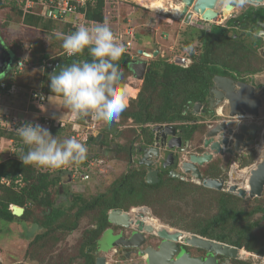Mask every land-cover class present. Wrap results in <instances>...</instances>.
Returning <instances> with one entry per match:
<instances>
[{
    "label": "rangeland",
    "instance_id": "1",
    "mask_svg": "<svg viewBox=\"0 0 264 264\" xmlns=\"http://www.w3.org/2000/svg\"><path fill=\"white\" fill-rule=\"evenodd\" d=\"M130 3L135 4V8H132L128 11L127 3L121 0H109L107 1L109 9V13H107V23L113 29L118 27L124 28L127 24H130L132 28L135 29V41L134 47L138 48L140 46L145 51H149V53H153L152 47L157 48L159 40L162 44V50L155 57L161 60L166 59L171 54H190L192 50L197 51V54L201 52L199 42L196 38L201 28L209 30L211 26L215 25L214 21L209 22H197V25L193 23H186L184 21H180L171 17H167L161 13H164L159 10H151L145 8L144 6L137 4L131 0ZM110 3V4H109ZM221 1H219V4ZM114 4V6H113ZM220 5L217 6V9ZM232 10V6L224 9V14H227ZM108 12V11H107ZM230 14H234V11H231ZM167 18H170L171 21H168ZM17 14L8 8L0 9V28L2 30V36H7L11 41H15L20 46L19 49L16 50V54H12L11 51V66L14 62V57L16 55L20 56L23 61V68L20 71L21 79L19 84H22L25 88H43L46 80L45 71L42 70L39 63L34 61V56L38 57L39 52H33L34 55L30 56L33 51V48L26 49L27 44L30 43L33 45V42L39 43L44 51H47L51 56H55L60 51L56 52L58 49L54 42L58 39H52L50 34L42 33L38 31V29H28L20 24ZM169 19V20H170ZM193 24V25H192ZM126 25V26H127ZM239 32V37L241 40H244V46H246V50H242L244 53V59L242 60L236 59L233 67L238 68L240 73L250 72V69L247 68H258L257 75L259 78L261 75H264V40H261L262 46L259 48H255V46L251 45L252 38L254 35L250 37H245L246 33L242 31ZM192 33V34H191ZM191 34V44L188 43L189 37ZM242 34V35H241ZM59 41V40H58ZM143 41V42H142ZM158 41V42H159ZM152 46V47H147ZM48 43H51L50 48ZM144 43V45H143ZM230 45L218 44L214 46V53L216 57L223 58L229 52L238 51L240 54V46L238 42L236 44L229 43ZM160 46V45H159ZM40 47V46H39ZM46 49V50H45ZM158 49V48H157ZM152 50V51H151ZM141 51V58L137 60H144L147 56L144 55L143 50ZM151 51V52H150ZM229 51V52H228ZM147 53V52H146ZM196 54V55H197ZM231 54V53H230ZM36 57V58H37ZM254 57L251 61V58ZM230 57L229 59L231 60ZM132 61V60H131ZM130 61V62H131ZM240 65H239V62ZM245 63L247 65H245ZM9 67V68H10ZM4 75V74H3ZM2 75V76H3ZM127 86H126V85ZM125 85V86H124ZM123 87L127 90L128 98L132 99L137 96V91L140 90L141 81L133 78L131 75L127 77L126 82ZM18 93L4 96L7 98L9 96H15ZM3 98L2 106H4L0 111L5 110V99ZM47 102V101H46ZM46 104V103H45ZM193 104L186 106V111L191 113V108ZM32 108V107H31ZM12 118L9 120L4 119L5 125L0 124V130H3V127L6 130L9 128H17L19 121H24L25 119L19 117L18 115H14L9 113ZM223 116V115H222ZM197 117V115H196ZM264 118V115L262 116ZM50 119V117H48ZM47 118V119H48ZM195 118V117H194ZM250 118V117H249ZM0 117V122H1ZM31 119L37 120L36 123L40 121L36 117H32ZM56 119L59 117L51 118L53 122H58ZM197 119V118H195ZM261 119H255V121L259 122ZM75 122L73 120L72 115L68 117L64 122L65 125L69 126L70 121ZM60 121V120H59ZM64 121V120H63ZM86 122V120H83ZM83 121L80 124H84ZM31 122V121H30ZM264 122V120H263ZM129 120L126 122L119 123H111L108 124V131H112L113 129L118 130L117 128L121 125H125L126 127L120 131V139L110 138L107 135V140L109 145L106 144L101 146L97 142H92L87 145L88 154H90L93 158H100L102 163H97L94 161V165L91 169H88L90 178L85 182H78V177H72L71 173H69L70 164L65 165L58 169H53L54 172L56 170H61L62 178L61 184L63 185V190H66L67 193L74 194L77 190L84 191L83 196H96L97 194L106 193L107 188H111L114 182L121 177L127 170L131 168V170H138L137 167L132 165V163L128 164V140L130 139V133L128 129ZM106 122L103 120H98V128L97 131H94V135L102 132L101 129L105 128ZM156 124L151 123V126ZM43 127L49 129V125H42ZM151 126L150 129H151ZM81 129V127H79ZM68 129L60 130L58 133L52 134L54 137L56 136L58 141H63L66 138H69ZM205 130L204 124L197 130V137L195 138V142H201L202 135ZM4 132H7L4 130ZM93 135V136H94ZM106 135V134H104ZM132 137V136H131ZM124 139L122 143L124 147L118 148L115 147V144L119 143V141ZM111 142V143H110ZM258 145L260 142L257 143ZM12 145H9V142L0 136V149L2 153H0V159H4L7 157L9 148ZM251 150L250 157L244 163H242L241 167H236V175H239L237 179H235V183H239L242 185L245 183V176L249 174L247 170L251 165L255 163L256 157L259 155L257 150L252 151V147L249 148ZM246 152L245 150H242ZM243 152L235 154L234 157H221L217 160L213 161L208 167L204 169L205 174H209L208 171L211 166H213L215 173H221L220 167L230 166L234 161H238V156H242ZM240 169V170H239ZM243 169V170H242ZM248 171V172H247ZM220 177V176H219ZM224 180L223 190H216L212 188L202 187L201 184H187L180 183L176 180H172L171 186L174 187V190H170L167 187H161L158 191L164 196V199H159L162 201H156L154 203V207L150 211L153 213L152 215L157 217L160 222H154L161 225L168 226L174 229H180L188 233L192 232L193 229H196L199 224L205 223L211 218H213L220 210L222 204L227 208H231L233 210H250L255 206H261L264 208V189L262 191L261 196L259 197H244L240 198L235 194H230V196H225L226 187L228 186L229 178H227V174H222L221 177ZM69 179H72L71 181ZM232 181V180H231ZM113 182V183H112ZM112 183V184H111ZM202 187V188H201ZM160 194V195H161ZM65 195L64 191L60 195H56L52 189L50 198L53 200L54 208H58L64 211L65 216H60L56 221L48 226H44L41 222L43 221V212L44 209L36 205L31 209L30 213H32L31 217L25 220L24 224L14 222L8 223L0 219V264H79V260H77V255L74 251L75 249V241L80 232V229L84 228L87 224V217H83L79 226L75 230L69 231L68 229L63 230V228L59 227V224L65 222L70 219V213H73L75 207L70 209L68 207V203L65 201H60L61 198ZM169 196V197H168ZM159 198V196H158ZM224 201V203H223ZM139 205V204H138ZM145 206V205H141ZM147 207V206H146ZM47 210V209H46ZM49 212V211H48ZM33 219V222L31 221ZM151 221V220H150ZM153 222V221H151ZM70 222H67V224ZM163 223V224H162ZM244 226H251L248 234L252 236V240L250 242L251 246L254 249L261 248L264 250V213L258 212L253 216L247 219H239L233 220L231 218H224L223 222H220L218 225L214 226V230L217 232H223L229 234L232 238H236L239 234V231L242 230ZM46 232V235L43 234ZM42 234L36 239L35 236ZM186 234V233H185ZM190 236L189 234H186ZM248 252L250 255H238L237 259H234L232 262L229 261L225 264H264V252L262 254H258L255 251H247L244 247L240 248ZM252 254V255H251Z\"/></svg>",
    "mask_w": 264,
    "mask_h": 264
},
{
    "label": "trees",
    "instance_id": "2",
    "mask_svg": "<svg viewBox=\"0 0 264 264\" xmlns=\"http://www.w3.org/2000/svg\"><path fill=\"white\" fill-rule=\"evenodd\" d=\"M106 1L109 0H96L95 5L88 9L87 17L94 20L95 23H103L107 21ZM126 6L128 7V11H130L132 8H135V4H132L130 2L127 3ZM4 8H8L9 11L13 10L18 16L17 20H19L20 24L25 28L31 30L38 29V31L42 33L50 34L52 39H56L54 35L56 31H61L65 34H70L74 31V28L67 26V24H63L58 21L43 19L34 14L23 13L22 11L17 9L13 2H10L8 0H0V9ZM238 24L239 23L237 18L233 17L228 18L224 24H215L214 26H211L209 30L200 27V30H198L199 33L196 38L199 42L201 52L193 56L192 63L186 68L168 64L165 60H161L159 58L150 60L148 63L149 71L144 75V79L140 85V90L139 92L137 91V96H134L135 98L129 99L127 108L120 114L119 118L116 119L117 121H114L113 123L120 124L122 122L123 124V122L131 119L133 124L140 126L149 123L171 124L176 126L178 129H183L187 133V135H190L195 129H197V126H195L193 122L194 115L189 112L187 113L186 106L195 102H202L203 100H205V96L212 84V77L214 75L230 74L231 76L232 73H237L236 71L241 72V70L232 66V64L237 62L235 61L236 59H241L244 56L242 50H246V46H244L245 44L243 42L244 40H241L242 38L239 37V30H237ZM110 28L113 29L112 27ZM117 29H121V27H118ZM191 34L190 36L188 35L189 44H191L192 41ZM245 37L250 36L245 35ZM0 41L3 46L8 48L14 55L16 54V50L20 48L18 43H16L15 41H11L7 36H2L1 28ZM236 42H238L239 45H242L239 47L241 52L240 54L238 53V51H228L229 53H227L225 57L223 56V58L221 59L216 57L214 53V46L218 44H225L229 46V43L236 44ZM61 43L62 41L60 40L54 42L55 46L58 48L56 49V52L62 49ZM261 43L262 42L260 39L252 38L251 45L255 46V48H259L262 45ZM50 44L51 43H48L47 46L52 48ZM41 45L37 42H33V51L29 56L30 58L34 55L35 52H39V56H36L37 58L34 56V61H36L37 63H40L43 58L51 55L47 51H44V48ZM230 57L233 58H231L230 60ZM20 59L21 57L16 55L14 57L12 67L7 72H5L3 76L0 77V81L5 82L7 87L12 83L22 86V84H19L22 76L20 72H16L15 70L16 63ZM85 59H90V57L88 56L87 48L83 53L77 54L75 56L63 55L62 59H59V64L55 69L51 71L45 70L44 74H46V80L43 84V91L47 95H54L49 88L50 74H53L54 72L58 73L62 67L71 64L73 61ZM253 59L255 58L252 57L251 61ZM242 60L248 59L242 58L240 61ZM248 61H250V59ZM129 62L130 58L125 53H123L120 60L116 62L118 64L119 71L122 73V87L126 82L127 77L132 74V71L128 67ZM240 63L241 62H239V65ZM247 64L245 63V65ZM247 69H250L249 71L252 73L258 71V68ZM24 89L27 88L24 87ZM28 91H26L25 94L28 95ZM28 99L31 102H37L35 100H32L29 95ZM38 104L42 105L43 103ZM38 119L39 121H45L44 117H39ZM47 121L49 122V131L51 132V134L58 133L59 129L61 131H64L67 128H69V138H71V135L75 133V131H73L70 126H67L60 121L56 123H54L53 121L52 123H50L49 119H47ZM23 122L25 123L29 121L24 120ZM19 123L20 125H18V127L22 125V121H19ZM108 127L109 125L106 122L105 128H102V132H99L102 137L97 143H99L100 145L104 146L108 142ZM119 127L123 129L126 126L121 125ZM1 128L3 129L0 130L1 138L6 140L13 139L15 145V153L12 157L0 159V178L4 177L5 179L9 180L8 185L0 183V219L8 223L18 222L24 224L25 220L31 217L32 213H30V211L36 204L41 206L44 211H46L43 212V221L41 223L43 225L45 224L44 226H47V224H50L51 222L53 223L62 214L65 213L58 208H54L53 200L50 198L52 189L57 196L61 194V170L59 169L54 172V170H51V168L49 167L23 164L22 160L19 157H22L25 154V152L27 151V146L23 144L22 140L16 134V128H9V130L4 129L3 127ZM131 128L133 127L129 124L128 129L129 131H131V133L130 139L128 140V151L134 143L133 134L135 130ZM4 130L7 132H4ZM145 130L146 129H143V131ZM97 135L98 134L92 136V142H95ZM90 143L91 142H89L88 139L87 145H89ZM115 147L121 148L124 146L122 143H117L115 144ZM80 164H82V169L84 171H87L85 167V161ZM73 165L74 164L70 163V167L68 170L69 173H71ZM236 173L237 172L235 171V169L232 170V181L229 182L228 185H233L237 189L245 188L246 190H248V185L246 182L248 174L245 176V183L240 185L239 183H235L234 181L235 179H237V177H239V175H236ZM171 182L167 188H170V190H174V187L171 186ZM161 185L162 183L148 184L143 179V171L131 170L127 172V174H122L121 177L117 179L111 186L109 190L112 197L111 200L105 201L103 199V201L96 200L93 202H85L80 205L81 207L79 208V210H77V214L79 215L80 212L90 209V206L95 204L101 206L104 209V212L112 207H119L128 210L133 206L145 205L143 206L145 208V211L143 212L142 218L151 220L153 222H160V220L157 218L158 216H153V213H151L152 211H150L151 209L149 208H152V205L154 207V203L156 201H162L159 199H164V196L158 191L161 188ZM72 195V197H78V195L76 194ZM224 195L230 196V193L226 192ZM99 197L104 196L100 195ZM12 204L24 208L23 213L20 216H15L14 214H12V211L10 209V205ZM75 205L77 206L78 204L74 202L73 206ZM258 212L264 213V208L257 205L250 210L242 209L237 211L231 208H227L222 204L219 212L213 218H211V220L199 224L196 229L192 230V232L202 237L225 242L238 248L244 247L247 251H255L258 254H262L264 252L263 249H254L250 244L252 236H250L248 232L250 231L251 226H244L242 230L239 231V234L236 238H232L227 233L217 232L213 228L220 222H223L224 218H231L233 220L247 219ZM31 221L33 222V219ZM43 234L46 235V232H44ZM40 236H42V234L35 237L38 240Z\"/></svg>",
    "mask_w": 264,
    "mask_h": 264
},
{
    "label": "water",
    "instance_id": "3",
    "mask_svg": "<svg viewBox=\"0 0 264 264\" xmlns=\"http://www.w3.org/2000/svg\"><path fill=\"white\" fill-rule=\"evenodd\" d=\"M180 16L175 18L180 21H186L190 23L193 16L188 12L189 7L197 13L203 21H212L217 12L214 10V6L217 0H181ZM233 6L229 0L225 4V8ZM250 6L264 7V0H252ZM264 14V13H263ZM264 16V15H263ZM259 15L256 17L255 26L264 25ZM264 48V47H263ZM151 55L154 57L157 55L155 50L153 53H146L144 55ZM148 57V56H147ZM11 53L3 46L0 41V77L7 72L11 67ZM10 67V68H9ZM129 69L132 71V76L141 82L144 79V75L149 71L148 63L145 60H135L128 63ZM255 77L250 78V82L243 83L238 82L235 79L225 77L222 75H214L212 77V84L206 94L208 101V115L211 118L207 119L204 123L205 130L202 135L201 142H195L197 137V129H195L190 135L183 130L178 129L171 124H156L151 126L149 134L145 139L141 140L136 147L133 144L135 152H139L140 155L135 156L138 159V164L144 165L146 170L145 182L148 184H155L159 180V169L169 170V176L175 177L178 174L174 168H178L183 174L190 175L197 184H201L203 187L212 188L216 190L223 189L224 180L221 178H213L210 176H203L200 167L210 165L213 161L221 157H234L235 154L247 151L252 147L255 139L254 131L261 129V126H252L249 124L236 125L233 119L238 116L244 115H258V107L260 106V98L253 95V87L257 86V82L254 81ZM245 92L244 94L242 92ZM246 98L244 101L242 98ZM227 101V114L226 119L222 120L218 113L221 103ZM219 108V109H218ZM204 111L201 102H196L192 105L191 113L200 114ZM90 116L85 118L86 122L89 121ZM92 140V138H90ZM264 140V138L262 139ZM193 142V144L191 143ZM241 141H248V144ZM258 151V150H257ZM134 152V151H133ZM259 152V151H258ZM246 152L241 154L245 155ZM180 154V156H179ZM249 172L246 180L248 190L245 188H236L233 185H228L226 191L230 194H235L241 198L259 197L264 189V152L261 158L258 160L256 157L255 163ZM23 213V208L17 205H12V214L20 216ZM130 216L122 212L120 209H112L107 214L108 222L116 225L127 226ZM138 231L144 227L145 230L151 231V226H143V220L137 219ZM189 234V233H188ZM156 235L163 240L156 252L155 257L157 260L172 259L174 251L172 247L175 245V241L183 235L179 230H166L164 228L157 230ZM186 241L196 247L210 251L212 254H221L227 258H235L238 253V248L233 245H229L224 242L216 241L210 238L202 237L198 234H189ZM103 249H110L114 246H121L127 248H137L140 243L134 242L133 236L129 238H123L121 236L108 233L105 240L100 243ZM146 254L147 264H154L153 259L149 251L140 252V254ZM104 258L99 256L94 264H105ZM180 261H177V264ZM169 264H173L170 262ZM179 264H217L213 257H209L202 261L200 258L191 259L188 262Z\"/></svg>",
    "mask_w": 264,
    "mask_h": 264
},
{
    "label": "flooded vegetation",
    "instance_id": "4",
    "mask_svg": "<svg viewBox=\"0 0 264 264\" xmlns=\"http://www.w3.org/2000/svg\"><path fill=\"white\" fill-rule=\"evenodd\" d=\"M237 15L234 17L237 18L238 20V28L240 32L242 31L243 33H246V35H254L255 31H257V26H255V20L257 16L262 17V21L264 22V7L263 6H247L245 8H239L235 7ZM184 22H186L184 20ZM187 23V22H186ZM190 23L196 24V22L192 21ZM264 24V23H263ZM258 25V24H257ZM254 37V36H253ZM260 39V38H256ZM264 40V39H260ZM264 47V46H263ZM216 75H221V74H216ZM225 77H229L232 79H235L237 82L242 81L243 83H249L250 78L255 77L254 81L257 82V86L253 87V95L257 96L260 98V106L258 107V115L257 116H252V115H244V116H238L233 119V122L236 125H241L243 123L249 124L252 126H261V129L258 131H254L253 133L255 134V141L252 145V151L257 150L258 148V142H260L259 145H261V141L264 138V118L262 117L264 115V75H261L259 78V75L257 73H252V72H247V73H232V75H222ZM209 90V89H208ZM208 93V92H207ZM243 94L245 93L244 91L242 92ZM245 95V94H244ZM242 98V97H241ZM244 101H246V98H242ZM196 103V102H195ZM204 111L200 114H197L199 116L197 119H194V124L197 126V130L205 123L207 122L206 120L211 118L210 115H208V101L207 97L205 96V100L202 102ZM194 104V103H193ZM192 106V105H191ZM221 113H218L220 117H222V120H227L226 114H227V101H224L221 103ZM188 113V112H187ZM192 114V113H191ZM195 115V114H192ZM223 115V116H222ZM196 116V115H195ZM261 119L259 122L255 121V119L260 118ZM250 117V118H249ZM149 133H147L148 135ZM142 136V139L143 140ZM138 136L134 138V142L137 140ZM145 139V138H144ZM242 143L248 144V141H241ZM139 143V142H138ZM138 143H133L136 144V147H138ZM141 143V141H140ZM257 144V145H256ZM103 146V145H101ZM135 146V145H134ZM132 145L130 152L128 153V164L132 163L135 167L138 168V170L143 171V179L145 181V175H146V170L144 165L138 164V158H135V156L140 155L139 152H135V149ZM134 151V152H133ZM251 150L248 149L245 153L244 156H238V161H234L230 166H225V167H220V172L221 173H215L213 166L210 167L208 170L210 173L205 174V171L202 170L201 173L203 176H210L213 178H221L222 174H227V178H229V181L232 180L231 177V172L232 170H236V167L240 168L242 163H244L247 159L250 157ZM180 156V154H179ZM94 161L97 163H102L100 158H93L90 154L87 152V159L85 160L86 162V169L87 171L85 172L88 176L87 179L82 180L78 178V182H85L88 181L90 178L89 175V170L91 167L94 165ZM207 167V166H206ZM205 167V168H206ZM254 167V165H251L248 168V171ZM204 168V169H205ZM175 172L178 174L175 177L169 176V170L170 168L167 169H159V180L156 183H162L161 187H168L171 179L176 180L177 182L180 183H187V184H192L196 183V181L188 174H183L181 171L178 170V168H174ZM240 170V169H239ZM131 171V168L127 170L124 174H127V172ZM249 175V174H248ZM247 175V178H248ZM220 176V177H219ZM222 179V178H221ZM70 181L72 179H69ZM113 183V182H112ZM111 183V184H112ZM155 183V184H156ZM62 185V184H61ZM199 185V184H198ZM63 185L62 188H60V193L61 190L62 192L64 191L65 195L61 198L60 201H65L68 203V207L70 209H73L75 207V210L73 213H70V219L66 220L65 222H62L59 224L60 228H63V230L68 229L69 231L75 230L79 226L80 220L84 217H87V224L84 228L80 229V232L77 236V239L75 241V253L77 255V260H79V264H94L96 259L99 256H102L104 258V263L105 264H147L146 261V254H140V252L144 251H149V253L152 256L153 263L154 264H169L172 262L173 264H177V261L179 260V263L183 262H188V260L191 259H198L200 258L202 261H204L207 258L213 257L215 262L217 264H225L229 261L232 262L234 259H237L239 255V250L237 253V256L235 258H227L224 257L221 254H212L210 251L204 250L202 248L196 247L195 245H192L186 241L188 232H185L180 229L179 230L181 233H184L182 236H180L176 241L175 245L172 247V250L174 251V255L172 259H169L168 261L166 260H157L155 257L156 252L159 250L160 245L162 244L163 240L159 238L156 235V229L155 227L152 226L149 223H143V226L146 224L151 226V231H147L142 227L138 231V223H136L137 219H142L143 212L145 211V208L143 206H133L132 208L126 210L123 208H117V207H112L108 209L106 212H104V209L101 206H98L97 204L91 205L90 209L86 211L80 212V214H77V210L81 207L80 205L85 203V202H93V201H98L103 199L105 201L111 200L112 197L110 195V188H107L106 193L104 194H97L96 196H83L84 191L77 190L74 194L78 195V197H72L73 195L70 193H67L66 190H63ZM223 190V189H221ZM226 191V190H225ZM227 192V191H226ZM228 193V192H227ZM100 195H103L104 197H99ZM80 196V197H79ZM239 197V196H238ZM241 198V197H239ZM76 202L78 204L77 206H73V203ZM103 205V204H101ZM72 206V207H71ZM112 209H120L122 212L127 213L130 218L128 219L129 223L127 226H121V225H116L108 222L107 220V214L110 210ZM51 211V209H50ZM62 211V210H61ZM238 211V210H237ZM76 212V214H75ZM105 213V215H104ZM65 216V214H62ZM61 215V216H62ZM105 216V217H104ZM143 220V219H142ZM67 222H70L67 224ZM163 224V223H162ZM134 225V226H133ZM165 225V224H164ZM48 226V225H47ZM108 233H112L113 235L121 236L123 238H129L130 236H133L134 242H139L140 245L137 248H127V247H121V246H114L111 247L110 249H103L101 247L100 243L105 240V237ZM189 234H194V233H189ZM214 240V239H213ZM217 241V240H216ZM221 242V241H220ZM225 243V242H224ZM230 245V244H229ZM238 248V247H237ZM240 249V248H238ZM178 263V264H179Z\"/></svg>",
    "mask_w": 264,
    "mask_h": 264
},
{
    "label": "clouds",
    "instance_id": "5",
    "mask_svg": "<svg viewBox=\"0 0 264 264\" xmlns=\"http://www.w3.org/2000/svg\"><path fill=\"white\" fill-rule=\"evenodd\" d=\"M251 4L252 0H233V5L242 9ZM54 35L62 41L61 47L67 56L83 53L87 48L90 59L73 61L58 73L50 74L51 92L62 99L63 107L71 112L73 119L94 114L97 120L113 123L127 108L129 98L127 90L121 86L122 73L116 63L124 48L117 42L112 29L105 21L93 26L80 25L70 34L56 31ZM254 38L264 39V25H257ZM15 131L27 146L25 154L19 157L23 164L58 169L87 159L88 149L83 143L75 138L58 141L39 123L25 122Z\"/></svg>",
    "mask_w": 264,
    "mask_h": 264
},
{
    "label": "built area",
    "instance_id": "6",
    "mask_svg": "<svg viewBox=\"0 0 264 264\" xmlns=\"http://www.w3.org/2000/svg\"><path fill=\"white\" fill-rule=\"evenodd\" d=\"M8 1L13 2L17 7V9L22 11L23 13H30L39 16L43 19L58 21L60 23L67 24V26L74 28V31L80 25L93 26L96 24L94 20L89 19L87 17L88 9L95 5L96 0H8ZM175 1L180 3V5H182L181 0H175ZM219 1H221L220 4ZM227 1L228 0H217L214 6V10L217 12V16L214 18L216 19L214 22L215 24H224L225 21L233 15L230 14L231 11L235 10L233 5V0H229V2L233 5L232 10L227 14H224L225 4ZM125 2L127 1L125 0ZM106 5L108 7L107 1H106ZM218 5H220V7L217 9ZM107 7H106V14L109 13L110 11L109 9L107 10ZM188 12L192 14L193 16L192 21L196 22V24L197 22H206L203 21L201 17L192 10V7H189ZM161 14L167 17L172 16V15L170 16L168 13L165 12ZM169 19L170 18H167L168 21H171V19L170 20ZM214 19L212 21H214ZM126 25L124 26V28L121 29L116 28V29H112V31L117 37V42L123 46L124 53L129 56L130 60H136L141 58V51H139L138 48L134 47V41L136 40L135 29L132 28L130 24H128L127 26ZM32 47L33 45L30 43L29 45L27 44L26 49H30ZM196 54L197 51L195 50H192L190 54L187 53L182 55L175 53L168 56L165 59V61L168 64L186 68L192 63L193 56H195ZM63 55L66 54L64 50H61V52H59L55 56L50 55L46 58H43L39 63V65L43 71L45 70L51 71L58 66L59 59H62ZM23 64L24 63L22 59L17 61L15 66L16 72H20L22 70ZM19 89H20L19 86L14 83L10 84L7 87L5 82L0 81V105H2V100L4 96L14 94L15 92L19 91ZM28 95L32 100H35L38 103H45L47 99V94L40 87L29 89ZM41 96H43V99L40 98ZM9 113H10L9 109L0 111V117L2 118L0 122L1 125H5V123H3L4 119L6 120L11 119L12 121V118L10 117ZM23 123L24 122L22 121V124ZM32 123H36V122H32ZM39 124L49 125V122L45 117V121H40ZM17 125H20V123L18 122ZM79 127H81V129ZM97 128H98V120L95 118L94 114L90 115L89 121L84 122V124L78 125V127L76 128L72 127L75 133L71 135V138H75L81 143H83L85 146H87V140L89 139V137L93 136V132L97 131ZM7 141L9 142V145H12L9 148V152L7 155V157L9 158L12 157L15 153V145L13 139H8ZM0 153H2L1 149H0ZM85 172L86 171L82 169V164H74L72 166L71 176L72 177L77 176L78 178L85 180L88 178ZM0 183L8 185L9 180L5 179L4 177H1ZM12 205H10L11 211H12Z\"/></svg>",
    "mask_w": 264,
    "mask_h": 264
},
{
    "label": "crops",
    "instance_id": "7",
    "mask_svg": "<svg viewBox=\"0 0 264 264\" xmlns=\"http://www.w3.org/2000/svg\"><path fill=\"white\" fill-rule=\"evenodd\" d=\"M237 12L238 11L235 9L234 10V14L231 17H234L235 15H237ZM194 25H197V24H194ZM158 41L156 39V43H158L160 45V46L158 45V47H157L158 49L152 47L151 45L148 46L149 44H151L149 42L147 44V47H152V50L153 51L156 50L157 51V54H159L162 51L160 49V47L162 48V44H160L161 42L160 41L158 42ZM143 45H144V43H143ZM138 47H139V50L145 51L140 46H138ZM145 52L149 53V51H145ZM145 59L148 60V63H149L150 60H152V59L154 60V59H158V58L154 57V58H151V59L150 58H145ZM18 86H19L20 89H19V91H17L18 92L17 95H15V96H9L7 98H4L5 99L4 101H5V104H6L5 105V110L9 109L12 114L18 115L19 117H21V118H23V119H25L26 121H29V122L30 121H32V122L37 121V120L31 119L32 117H36L37 119L39 117H44V118L45 117L46 118L50 117V119L48 118L50 120V123H52L51 118H56V117H59V119H56V121L57 120L58 121L60 120V122L64 123V122H66L65 120L72 115L71 112L68 111V109H66V108L63 107L62 99L60 97L55 96V95H47V99H46L47 102H45L46 104L43 103L41 105V104H38L37 102H31L28 99V95L25 94V92L28 91L31 88L24 89L23 86H21V85H18ZM137 94H138V92H137ZM2 103H4V102L2 101ZM3 107L4 106L0 105V109H2ZM194 117L195 118H198L199 116L196 117L194 115ZM73 120H75V122L70 121V120H69L70 122H68L70 128H72V127H75V128L78 127V125H80V123L83 120H85V118L73 119ZM128 120H129L130 125H132V127H133L131 129H134L135 130L134 131V134L132 133L134 135L133 139L138 136L137 140L134 143H138V142L141 141L142 136H144L143 137V139H144L146 137L147 133H149V130H150V127L149 126H151V123H149V124H143V125L140 126V125L133 124L131 119H128ZM115 121H117V120H115ZM83 123H84V121H83ZM117 129L118 130H115V129H113L112 131L110 130L107 133V135H109V137H108L109 139H111L112 137L113 138H116L117 135H118L117 138L120 139V137H121L120 136V134H121L120 131H122V129H121V127H118ZM143 129H146V130L143 131ZM93 135H94V132H93ZM110 136H111V138H110ZM91 137H89V138H91ZM101 137H102V135L101 134H98L97 137H96V139H95V142H98L101 139ZM89 142L92 143L91 140H89ZM123 142H124V139H123V141H122V139L119 141V143H123ZM191 143L193 144L192 141H191ZM107 144L109 145V142H107ZM130 150H131V147L129 148V152H130ZM204 168H205V166L200 167V171L204 170Z\"/></svg>",
    "mask_w": 264,
    "mask_h": 264
},
{
    "label": "bare ground",
    "instance_id": "8",
    "mask_svg": "<svg viewBox=\"0 0 264 264\" xmlns=\"http://www.w3.org/2000/svg\"><path fill=\"white\" fill-rule=\"evenodd\" d=\"M131 1L136 2L137 4H139L141 6H144L145 8H147V10L150 9V11L151 10L152 11L153 10H159V11H162L165 13H169L172 16H174L175 18H179V16H180V9H181L180 6L181 5H180V3L176 2L175 0H131ZM258 151H259V155L257 156V158L259 160L261 158L263 152H264V140H262L261 145L258 146ZM142 219L145 223H149L152 226H154L155 227L154 229H156V231L160 230L162 228H164L166 230H174V228H170V227L165 226V225H161L158 223L151 222L148 219H145V218H142ZM239 254L241 256L242 255H250L248 252H246L243 249H239Z\"/></svg>",
    "mask_w": 264,
    "mask_h": 264
}]
</instances>
